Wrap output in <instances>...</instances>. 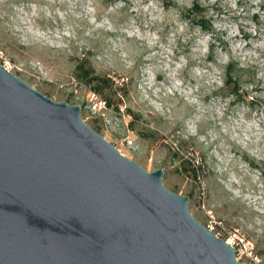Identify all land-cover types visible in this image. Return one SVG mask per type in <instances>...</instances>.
<instances>
[{
	"label": "water",
	"instance_id": "obj_1",
	"mask_svg": "<svg viewBox=\"0 0 264 264\" xmlns=\"http://www.w3.org/2000/svg\"><path fill=\"white\" fill-rule=\"evenodd\" d=\"M163 176L0 63V264H246Z\"/></svg>",
	"mask_w": 264,
	"mask_h": 264
},
{
	"label": "rangeland",
	"instance_id": "obj_2",
	"mask_svg": "<svg viewBox=\"0 0 264 264\" xmlns=\"http://www.w3.org/2000/svg\"><path fill=\"white\" fill-rule=\"evenodd\" d=\"M163 2L165 7L171 6L161 33L164 45L167 46L168 37L176 31L178 23L185 26V35L190 37L187 42L177 40V57L188 55L191 58L196 54L193 50L201 47L199 40L205 35L212 37V54L206 59L192 60L189 65L199 66L206 73L216 69L220 74L221 84H204L200 89L199 95L208 117L207 122L201 125V134L220 132V124L215 121L218 108H227L224 123L231 127L241 126V121L253 118V109L257 113H264V100L260 99L264 95L260 87L264 81L256 78L258 71L264 72V66L248 67L243 58V52L252 49L254 42L260 39L252 37L250 40L248 35V30L253 27L250 21L255 20L260 25V17H249L247 8L239 16L227 12L221 15L219 3L213 6L202 3V0ZM197 2L203 8L202 11H197L194 5ZM240 2L248 4V0ZM115 3L116 0H99L97 19H110L121 30L96 29L86 20L78 21L75 17H69L70 24L74 27L79 25L75 38L69 40L67 37L57 39L65 24L55 16V9L64 6L48 4V0H9L6 6L0 8V63L43 94L57 101L80 105L83 119L124 155L137 161L149 172L163 168L164 185L190 197L189 209L199 221L225 240L238 233L253 241L258 253L264 258V225H258L256 214L225 191L219 182L220 177L214 172L216 157L211 152L206 153L204 145L195 138L184 140L182 131H177V127H183V120L199 114L197 106H186L183 101H179L172 108L169 118L149 117L147 113L140 115L143 105H136L140 95L138 85H143L147 79L146 70L162 59L159 53L163 49L157 48V55L153 56L150 50L140 47L138 42L128 41L122 29L128 26L130 10L125 8L121 14H114L109 6ZM222 3L224 8L228 7V0H222ZM33 5H47L53 12L52 19L41 13L40 27L47 34L37 31V36L44 40L27 33L22 23L26 15H30ZM85 5L86 0H80L77 11ZM260 7L264 8V4ZM173 16L177 19H172ZM202 18L211 23L212 29L202 27ZM233 21L240 24V31L244 33L243 41L247 42V48H236L234 52L229 48V43L235 47L242 41L240 37H229V26ZM261 35L264 36V31ZM121 43L129 45L136 54L137 63L131 71L125 68L116 51L117 45ZM225 53L237 64L230 74L234 79L237 76L241 78L239 86L235 81L226 82L229 64L223 59ZM209 61L212 63L209 64ZM81 62L94 74L108 79L106 88L102 89L104 92L96 91L95 84L90 85L80 77ZM157 79L164 81L165 77L158 76ZM204 80H207V76ZM237 88L238 93L235 91ZM253 97L257 99L249 104ZM213 147L221 155L226 148L231 147L238 158L241 155L243 157L241 168L247 169V165H251L264 172V161L257 163L247 154H242L227 136L222 135ZM260 219L264 220V217Z\"/></svg>",
	"mask_w": 264,
	"mask_h": 264
},
{
	"label": "clouds",
	"instance_id": "obj_3",
	"mask_svg": "<svg viewBox=\"0 0 264 264\" xmlns=\"http://www.w3.org/2000/svg\"><path fill=\"white\" fill-rule=\"evenodd\" d=\"M8 3L9 0H0V8ZM202 3L213 6L219 3L221 15L227 12L229 15L239 16L242 10L247 8L249 17H260L261 24L257 25L255 20H251L253 27L248 30L250 40L252 37H260V39L254 42L252 49L243 52V58L247 61L248 67L264 66V56H262L264 36L261 35L264 31V8L260 7L261 4H264V0H248V4H241L240 0H228L227 8L223 7L222 0H202ZM48 4L64 6L55 9V16L65 24L63 32L57 36V39H61V37H67L69 40L75 38L76 27L79 25L74 27L70 24L69 17H75L78 21L86 20L96 29L105 28L107 31L113 32L121 30L110 19H97L99 0H86V5L80 11H77L80 0H48ZM109 7L110 11L117 15L121 14L123 9L129 8L131 15L128 26L122 29L128 41L138 42L140 47L150 50L153 56L157 55L155 52L157 48L163 49L159 53L162 59L146 70L147 79L143 85H138L140 95L136 99V105H143L140 115L144 116L147 113L149 117L155 115L160 118H169L172 108L179 101H183L186 106H197L199 114L183 120V127H177V131H182L184 140L195 138L197 142L204 145L206 153L211 152L216 157L217 163L214 172L220 177L219 182L222 183L225 191L256 214L258 225H264V220L260 219V217H264V172L259 168L254 169L251 165H247V169L241 168L240 161L243 157L241 155L238 158L236 151L231 147L226 148L222 155L213 147L217 140H221L222 135L227 136L242 154H247L251 160L257 163L264 161V113H257V110L253 109V118L241 121V126L231 127L224 123L227 108L221 107L215 113V121L220 124V132L201 134V125L207 122L208 117L199 95L200 89L204 84L209 86L221 84L220 74L216 69L211 73H206L199 66L189 67V65L192 60L206 59L208 55L212 54L211 35H205L199 40L201 47L193 50L196 54H193L191 58L188 55L177 57V40L187 42L190 37L185 35V26L178 23L176 31L168 37L167 46L164 45L161 33L170 15L171 6L165 7L163 0H146V2L145 0H116V3ZM41 13H44L49 19L53 18V12L47 5H33L30 15H26L22 21L27 33L36 38H38L37 31L47 34L40 27ZM172 19L175 20L177 17L173 16ZM243 35L244 33L240 31V24L233 21L229 26V37H240L242 41L235 47L229 43V48L233 52L236 48H247V42L243 41ZM116 51L128 71L135 68L136 54L129 45L121 43L117 45ZM223 59L228 64L232 62V57L228 53L224 54ZM158 76H164L165 80H158ZM205 76H207V80H204ZM256 78L264 81V72L258 71ZM260 87L261 92L264 93V83ZM253 91H255V85ZM256 99L257 97H253L249 104H252ZM260 99L264 100V95ZM129 123L131 124V121ZM221 146H223V141H221Z\"/></svg>",
	"mask_w": 264,
	"mask_h": 264
},
{
	"label": "trees",
	"instance_id": "obj_4",
	"mask_svg": "<svg viewBox=\"0 0 264 264\" xmlns=\"http://www.w3.org/2000/svg\"><path fill=\"white\" fill-rule=\"evenodd\" d=\"M194 5H195L196 8H198L197 11H202L203 10V8L199 4L195 3ZM203 20L201 21L203 28L204 27H207V28L208 27H212V25L209 23L208 20H205V21H203ZM235 65H237V64H235V62L232 61L227 66L228 67V69H227L228 79H227L226 82L228 84L231 81H235V84L237 86H239L241 78L237 76V78L234 79V77L230 74L235 69ZM239 69H240V71H243L242 68H239ZM79 70H81L80 77H83L84 80L90 85H94L95 84L94 86H95V90L96 91H101L102 89L104 90V88H106V84L105 83L108 81L107 78H104V77H102L100 75L94 74L92 72V70L89 67L85 66L84 63H82V62L79 64ZM103 90H102V92H104ZM235 91L238 93L239 92V88H237Z\"/></svg>",
	"mask_w": 264,
	"mask_h": 264
},
{
	"label": "built area",
	"instance_id": "obj_5",
	"mask_svg": "<svg viewBox=\"0 0 264 264\" xmlns=\"http://www.w3.org/2000/svg\"><path fill=\"white\" fill-rule=\"evenodd\" d=\"M226 241L236 247V255L240 261L246 264H264V258L258 253L253 241L238 233H234Z\"/></svg>",
	"mask_w": 264,
	"mask_h": 264
},
{
	"label": "bare ground",
	"instance_id": "obj_6",
	"mask_svg": "<svg viewBox=\"0 0 264 264\" xmlns=\"http://www.w3.org/2000/svg\"><path fill=\"white\" fill-rule=\"evenodd\" d=\"M197 4H199V5H200V3H199V2H197ZM201 20H203V18H202ZM205 20H207V19H205V18H204V20H203V21H205ZM210 24H211V23H210ZM204 28H206V29H212V27H208V28H207V27H204Z\"/></svg>",
	"mask_w": 264,
	"mask_h": 264
}]
</instances>
